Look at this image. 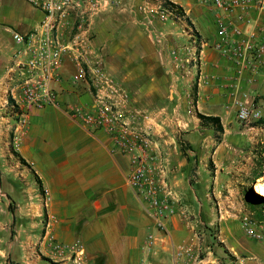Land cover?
I'll return each mask as SVG.
<instances>
[{
	"label": "crops",
	"instance_id": "obj_1",
	"mask_svg": "<svg viewBox=\"0 0 264 264\" xmlns=\"http://www.w3.org/2000/svg\"><path fill=\"white\" fill-rule=\"evenodd\" d=\"M169 1L184 11L186 24L163 23L133 11L136 1L107 0L83 34L90 52L103 60L127 92L130 108L146 115L136 125L148 134V157L173 208L163 234L127 185L129 157L110 152L103 132L86 129L70 117L68 106L89 105L92 99L82 69L70 57L63 62L62 80L53 86L55 105L30 110L21 126L9 115L4 117L12 33L37 27L42 14L23 0H0L4 16L0 28L9 35H0V168L8 166L1 157L11 144L12 132V145L42 192L39 196L31 188L32 200L11 211L2 197H15V184L2 188L5 179L17 177L18 170L14 163L0 170V264H49L33 253L34 216L44 210L33 201L37 196L45 202L51 235L63 245L79 242L88 264H172L171 247L189 244L200 250L193 231L210 225L218 227L219 240L232 254L242 250L248 254L245 264H264V246L245 238L239 223L247 213L253 217L252 225L263 226L249 208L247 196L252 183L261 179L256 155L248 158L255 167L252 178L246 180L239 172L241 154L257 141L262 143L264 127L241 123L236 117L241 106L264 103V70L254 75L244 53L236 57L230 53L231 45L217 34L214 11L204 4L208 0ZM257 21L258 15L250 10L246 20L234 23L249 35ZM187 25L206 42L199 67L190 74L177 73L170 65V54L179 56L187 46L183 33ZM197 72L201 83L193 87L190 81ZM73 79H77L74 84ZM190 103L192 115L187 111ZM197 114L219 119L222 132L203 124ZM208 157L216 167L213 176L206 171ZM230 167L236 172L228 174ZM210 194L216 200L211 204ZM17 217L24 219V238L9 239ZM149 235L155 238L151 249L146 246ZM205 248L201 246V251ZM38 251L50 254L44 241ZM53 259L55 264L70 263L65 256Z\"/></svg>",
	"mask_w": 264,
	"mask_h": 264
},
{
	"label": "built area",
	"instance_id": "obj_2",
	"mask_svg": "<svg viewBox=\"0 0 264 264\" xmlns=\"http://www.w3.org/2000/svg\"><path fill=\"white\" fill-rule=\"evenodd\" d=\"M41 12L37 27L25 33H12L13 52L9 59L6 81L10 89L5 99V108L20 117L17 125L26 122L30 110H40L56 104L54 84L59 83L65 58L70 57L82 69L91 93L89 105H71L70 117L86 129L103 132L109 140L112 153L129 157L128 187L142 200L145 212L152 218L158 231L165 234V221L172 215L168 194L162 192L156 168L148 157L150 141L146 131L138 125L146 115L133 111L127 92L108 71L103 60L94 56L86 46L83 34L87 31L92 16L107 0H23ZM133 11L147 14L159 22H182L186 14L169 0H132ZM204 4L214 11L217 34L231 45L230 53L236 57L243 53L250 64V71L257 75L264 70V0H208ZM254 11L258 15L255 29L249 35L235 26V21L246 20V14ZM230 32L233 35H230ZM187 46L183 54H170V65L177 73L190 74L197 70L200 53L206 46L196 32L185 26ZM198 72L190 81L191 86L201 83ZM77 79H73V84ZM132 110V111H131ZM188 114L192 115L189 104ZM236 117L241 123L258 122L264 118L261 107L241 106ZM248 236L256 237L251 222H243ZM155 238L147 237V248L151 249ZM58 248V246H57ZM189 244L171 247L172 264H188L197 254ZM69 264H88L83 258H70ZM148 264V263H146Z\"/></svg>",
	"mask_w": 264,
	"mask_h": 264
},
{
	"label": "rangeland",
	"instance_id": "obj_3",
	"mask_svg": "<svg viewBox=\"0 0 264 264\" xmlns=\"http://www.w3.org/2000/svg\"><path fill=\"white\" fill-rule=\"evenodd\" d=\"M4 16L0 12V19H3ZM11 29H15L14 26H9ZM14 31H17L16 29ZM0 35L7 37V35L1 28H0ZM113 76V75H112ZM114 77V76H113ZM115 78V77H114ZM264 103L260 104L257 107L263 106ZM256 107V106H254ZM5 115L4 117H7V115L10 116V118L13 120L14 124L18 123L21 119L17 115H12L9 109L5 110ZM201 121V120H200ZM203 124L206 126H209V123H206L204 121H201ZM211 126V125H210ZM12 131V127H11ZM10 133V132H9ZM22 136L24 137V133L22 132ZM11 144L8 145L6 148L5 154L2 155L1 158L8 160L7 164L8 166H5L3 168L9 169V163H14L16 165V168L18 170L17 177L16 178H7L4 180V187L2 190H7L9 187V184H15V188L17 191V194H15V197L9 198V197H2L3 204L6 208L10 209L11 211H14L17 207H25L28 202L32 200L30 198V193L28 192L31 188H34V191L37 192V194L40 196L42 195V192L39 189V184L36 181V178L33 176V174L28 170L26 167V164L22 159L18 156L17 150L13 147L12 145V132L9 134V139ZM248 149L244 151L242 155V160L241 161V170L239 174L246 176V180H249L252 178V172L254 171L255 167H251L249 165L250 160L248 158H252L253 155H256L260 163L256 166V170L258 171L260 175V180L259 183L264 185V139H262V143L260 141H257V144L250 145L247 147ZM244 156V157H243ZM246 159V160H245ZM248 163V165H245ZM3 168H0L2 170ZM216 170L215 164L211 161V158L208 157L206 161V171H208L209 176L214 175V171ZM228 174L236 172L234 167H230L228 169ZM0 181H1V174H0ZM1 184V183H0ZM253 190V189H252ZM4 191H2L3 193ZM253 192L257 194L254 190ZM1 194V193H0ZM26 195V197H25ZM39 196H37L33 201L39 206H44V210H42L41 214L34 216L36 220L37 226L33 225V238L35 240V248H34V254L36 253L39 255V258H44L47 260L49 264H55L53 258H84L81 250H80V243L79 242H74L72 245H63L51 235L49 231V217L47 216L46 213V207H45V202L42 200ZM213 195L209 198V203H214L216 200L213 199ZM249 208L251 209L252 213L256 215L257 217L261 218V223L263 224L262 228L257 227L256 225H252L254 221L252 220L253 217L249 216L247 213H243L242 216L239 219L240 223V229H241V234L247 238L252 240L254 243H258V245L262 244L264 246V202H260L259 200H254L251 199L249 202ZM24 216V215H21ZM16 222L14 225L13 230L11 229V236H9V239H13L14 235L17 238H24L25 232V223L23 218H16ZM251 222V227L254 229L255 234L258 236L253 237V236H248L245 231H244V226L243 222ZM35 222V221H34ZM256 223V222H255ZM14 229L16 231H14ZM19 229H22L19 231ZM20 232L21 236L18 235ZM195 233V237L200 244V250L198 249L197 254H195V257L193 260H191L188 264H245L244 260L245 258H248V254L242 250L240 254H232L231 250H229L226 245L224 244L223 241L219 240L220 237V230L218 227L214 225H210L208 228H204L203 230H195L193 231ZM167 234V231L165 232ZM44 241L46 246L50 249V254L48 256L46 255H41L39 253V245L40 242ZM58 246V248H57ZM201 246L206 247V251H201ZM207 258H212V262H209L206 260Z\"/></svg>",
	"mask_w": 264,
	"mask_h": 264
},
{
	"label": "trees",
	"instance_id": "obj_4",
	"mask_svg": "<svg viewBox=\"0 0 264 264\" xmlns=\"http://www.w3.org/2000/svg\"><path fill=\"white\" fill-rule=\"evenodd\" d=\"M197 117L201 120V121H204L206 123H209V125H211L214 130L216 132H222V128H221V125H220V122H219V119L217 118H212V117H205V116H202L200 114H197ZM259 125L263 126L264 127V118L259 120L257 122ZM23 162V160H21ZM38 182V181H37ZM39 183V182H38ZM247 196L249 198V200L251 199H256V200H259L260 202H264V198L259 196L258 194H255L252 190V188H249L248 189V192H247Z\"/></svg>",
	"mask_w": 264,
	"mask_h": 264
},
{
	"label": "bare ground",
	"instance_id": "obj_5",
	"mask_svg": "<svg viewBox=\"0 0 264 264\" xmlns=\"http://www.w3.org/2000/svg\"><path fill=\"white\" fill-rule=\"evenodd\" d=\"M251 188L261 197L264 198V185L256 182L255 185H251Z\"/></svg>",
	"mask_w": 264,
	"mask_h": 264
},
{
	"label": "water",
	"instance_id": "obj_6",
	"mask_svg": "<svg viewBox=\"0 0 264 264\" xmlns=\"http://www.w3.org/2000/svg\"><path fill=\"white\" fill-rule=\"evenodd\" d=\"M252 185H255V183H252Z\"/></svg>",
	"mask_w": 264,
	"mask_h": 264
}]
</instances>
